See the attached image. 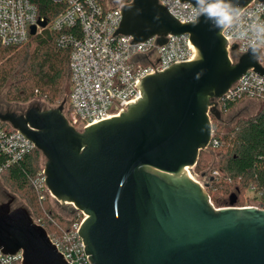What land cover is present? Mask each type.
Masks as SVG:
<instances>
[{"label":"water","instance_id":"95a60500","mask_svg":"<svg viewBox=\"0 0 264 264\" xmlns=\"http://www.w3.org/2000/svg\"><path fill=\"white\" fill-rule=\"evenodd\" d=\"M123 1L118 34L133 42L156 36L158 44L169 33L188 34L194 57L146 75L136 84L141 96L119 115L85 127L81 120L68 123L65 96L52 105L32 97L19 103L22 109L33 104L23 111L0 109V122L41 152L55 202L68 205L71 215L85 214L78 235L91 264H264V208L236 206L233 193L227 205L214 207L205 189L213 177L204 171L208 181L201 187L185 171L209 144L208 112L224 118L214 99L248 68L264 77L258 49L232 62L217 18L207 21L202 13L199 23H181L158 0ZM250 1L224 3L240 10ZM35 29L30 26L31 35ZM0 102H7L3 91ZM7 198L0 202V250H21V264H68L29 209L12 207L13 194Z\"/></svg>","mask_w":264,"mask_h":264},{"label":"built area","instance_id":"2783aa9c","mask_svg":"<svg viewBox=\"0 0 264 264\" xmlns=\"http://www.w3.org/2000/svg\"><path fill=\"white\" fill-rule=\"evenodd\" d=\"M51 1L61 4V7L48 20L37 13V7L31 0H0V47L25 44L32 36L29 32L32 25L36 28L35 34L41 33L43 29L58 32L56 42L69 47L70 85L65 115L73 127L80 120L82 127H85L100 119L119 115V110H123L125 104L141 96L136 85L139 80L173 64L189 61L196 53L188 34L169 33L163 44L156 42V36L133 42L131 36L118 34L116 31L121 21L120 6L124 1L120 0L113 5L108 3L110 0ZM158 2L179 22H192L195 6L190 2ZM42 20H46L44 27L39 25ZM258 24H264V0H251L236 13L230 25L223 26L221 34L223 38H227V54L232 62L249 48L255 47L259 52L257 62L264 68V37L256 27ZM65 28H70L71 31H63ZM233 44L234 49L231 48ZM250 99L264 105V77L253 68L246 69L214 100L216 107L224 113L228 104ZM208 116L212 123L214 118L209 112ZM7 125L9 127L0 124V151L6 155L0 171L35 147L22 133ZM212 134L211 127L210 141ZM194 165L185 166V171H190L196 182L204 187L203 184L208 179L195 172ZM217 173L215 169L209 170L207 176L214 178ZM44 179L41 168L32 180L34 189L41 194L40 198L45 196V192L51 196ZM256 195L260 198L258 203L242 207L264 208V197L260 193ZM210 203L212 204L211 199ZM74 213L78 221L71 228L62 230L58 237L55 234L48 236L68 264H91L78 235V227L85 214L79 210ZM33 220L44 227L41 218ZM21 261V250L13 254L0 250V264H21Z\"/></svg>","mask_w":264,"mask_h":264},{"label":"trees","instance_id":"16d2710c","mask_svg":"<svg viewBox=\"0 0 264 264\" xmlns=\"http://www.w3.org/2000/svg\"><path fill=\"white\" fill-rule=\"evenodd\" d=\"M31 1L35 3L37 13L48 20L61 7L51 0ZM63 31L71 30L65 28ZM57 35L54 30L43 29L30 36L25 44L0 47V91H3L5 101L19 104L38 96L52 105L64 96L68 98L69 47L58 44ZM32 42L34 45L31 46ZM236 103L228 104L225 112ZM212 123V140L199 151L194 165V171L200 175L204 171H218L207 188L209 197L217 202L219 192L227 196L233 190L241 195L249 188L264 197V105L253 115L236 120L227 130L222 129V121L212 119ZM0 124L8 126L5 122ZM41 157V152L33 147L0 172L7 183L22 193L32 217L41 218L48 234H60L71 228L78 218L75 213L65 218L49 202L47 192L40 198L41 194L34 189L32 180L42 168ZM5 159L6 155L0 151V166Z\"/></svg>","mask_w":264,"mask_h":264},{"label":"rangeland","instance_id":"374dc122","mask_svg":"<svg viewBox=\"0 0 264 264\" xmlns=\"http://www.w3.org/2000/svg\"><path fill=\"white\" fill-rule=\"evenodd\" d=\"M119 1L120 0H110V2H112L111 3L112 5L118 3ZM121 1H123V0H121ZM30 45L32 46V45H34V43L33 42L30 43ZM67 91H69V88H67ZM65 101H66V106H67V103H68L67 96H65ZM59 102H60V100L56 103H59ZM262 106L263 105L260 102L252 100V99L237 102L236 105L232 109L223 113L224 118L222 120V129L223 130L229 129L232 126V124L235 123L236 120H238L240 118H246L248 116L253 115L257 111H259V109ZM40 166L42 168L44 167V157L43 156L41 157V160H40ZM6 189H7V194H13V196H14V200L12 201V207L22 205V206L27 207L30 211V207H29L25 197L22 195V193L17 191L16 189H14L13 186H11L9 183H7L3 178V173L0 172V202H4L7 200ZM231 193H233L236 197V201H235L236 206H245V205H249V204L258 203L259 202L258 200L260 199L256 195V193L250 188L244 190L241 195H237L235 193V191L232 190V191H230V193H228L227 196L223 192L217 193L218 194L217 202H214L210 198L213 206L214 207H220V206L227 205L228 204V197ZM48 199L50 200L49 202L52 204V206L54 207V209L57 212L62 214V216H64L65 218H69V213L67 211L69 209L68 205L59 204V203L55 202V200L51 196H48ZM55 235H56V237L59 236L58 233H55Z\"/></svg>","mask_w":264,"mask_h":264},{"label":"clouds","instance_id":"9594fccd","mask_svg":"<svg viewBox=\"0 0 264 264\" xmlns=\"http://www.w3.org/2000/svg\"><path fill=\"white\" fill-rule=\"evenodd\" d=\"M205 0H196L195 7L193 9V24L199 23V17L202 13H206L205 19L215 17L217 18V27L221 25H230L233 21V13L239 12V9L233 4H225L224 0H213L212 3H208L206 6ZM259 33L264 37V24L256 25ZM220 30H223L221 28ZM252 54L257 55V49L253 47Z\"/></svg>","mask_w":264,"mask_h":264},{"label":"flooded vegetation","instance_id":"af4514ba","mask_svg":"<svg viewBox=\"0 0 264 264\" xmlns=\"http://www.w3.org/2000/svg\"><path fill=\"white\" fill-rule=\"evenodd\" d=\"M32 105L33 104L30 103L29 105H27V107H25V108L22 109L21 107H19V104L10 105L8 102H6V103H1L0 102V109L2 111H6V110L23 111V110H26L27 108L31 107Z\"/></svg>","mask_w":264,"mask_h":264},{"label":"crops","instance_id":"0c3cea01","mask_svg":"<svg viewBox=\"0 0 264 264\" xmlns=\"http://www.w3.org/2000/svg\"><path fill=\"white\" fill-rule=\"evenodd\" d=\"M104 2H105V0H104ZM108 3H110V4H111L112 2H108Z\"/></svg>","mask_w":264,"mask_h":264}]
</instances>
